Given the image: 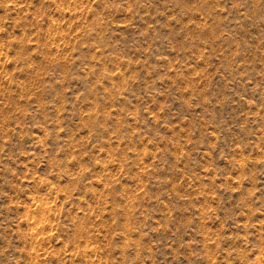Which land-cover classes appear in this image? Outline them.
Masks as SVG:
<instances>
[{
  "label": "rangeland",
  "instance_id": "obj_1",
  "mask_svg": "<svg viewBox=\"0 0 264 264\" xmlns=\"http://www.w3.org/2000/svg\"><path fill=\"white\" fill-rule=\"evenodd\" d=\"M0 264H264V0H0Z\"/></svg>",
  "mask_w": 264,
  "mask_h": 264
}]
</instances>
